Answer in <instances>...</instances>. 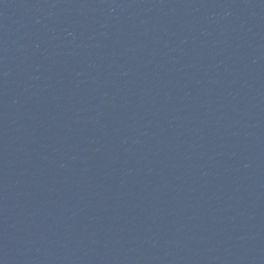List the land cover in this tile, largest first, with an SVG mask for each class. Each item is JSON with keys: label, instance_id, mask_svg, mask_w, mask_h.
<instances>
[{"label": "water", "instance_id": "obj_1", "mask_svg": "<svg viewBox=\"0 0 264 264\" xmlns=\"http://www.w3.org/2000/svg\"><path fill=\"white\" fill-rule=\"evenodd\" d=\"M0 264H264V0H0Z\"/></svg>", "mask_w": 264, "mask_h": 264}]
</instances>
